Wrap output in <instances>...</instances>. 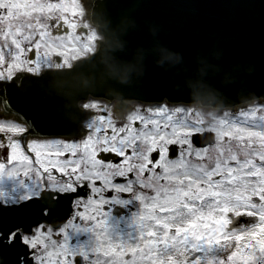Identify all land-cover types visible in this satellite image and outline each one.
Listing matches in <instances>:
<instances>
[{
    "label": "snow or ice",
    "instance_id": "1",
    "mask_svg": "<svg viewBox=\"0 0 264 264\" xmlns=\"http://www.w3.org/2000/svg\"><path fill=\"white\" fill-rule=\"evenodd\" d=\"M69 12L76 16L65 0H0V89L7 92L0 113V264H264L259 108L218 129L161 106L146 111L180 115L160 121L137 114L119 128L100 118L80 142L28 139L49 133L61 117L33 108L30 78L17 72L25 63L29 71L39 67L42 42L60 37L50 29L75 27ZM33 51L35 59H27ZM13 111L27 125L10 119ZM205 135L211 138L196 146L193 138ZM125 196L140 202L134 241L114 238L108 224V209L127 204ZM81 218L82 228L75 223ZM73 229L94 235L74 246ZM180 250L194 255L178 260Z\"/></svg>",
    "mask_w": 264,
    "mask_h": 264
},
{
    "label": "water",
    "instance_id": "2",
    "mask_svg": "<svg viewBox=\"0 0 264 264\" xmlns=\"http://www.w3.org/2000/svg\"><path fill=\"white\" fill-rule=\"evenodd\" d=\"M90 15L105 36L96 53L19 75L30 78L33 108L61 117L41 135L77 133L86 113L78 101L89 95L214 108L264 97V0H95ZM6 96L0 89L4 110Z\"/></svg>",
    "mask_w": 264,
    "mask_h": 264
},
{
    "label": "rangeland",
    "instance_id": "3",
    "mask_svg": "<svg viewBox=\"0 0 264 264\" xmlns=\"http://www.w3.org/2000/svg\"><path fill=\"white\" fill-rule=\"evenodd\" d=\"M53 2H60V0H53ZM65 2L68 4V9L76 13L75 17L72 16L71 12L66 13V15L69 16L70 23H75V27L71 28L70 26L64 25L62 23L58 29H50L53 35H58L60 37L46 38L42 42L41 59L39 61V67L32 68L31 71L38 72L43 68L53 66H68L76 58L89 54L90 52L94 51L97 47L98 40L101 38V36L97 34L96 30L92 27L89 22V0H65ZM84 28H87V31H85ZM57 56H59V60H57ZM26 58L29 60H34L35 52H28L26 54ZM23 68L24 70H29V64L25 63L23 65ZM97 102L100 101H95L92 104L95 105ZM165 104L166 109H178L182 113L183 117L186 118L190 123L196 122L198 125L205 128L218 129L221 125V122H226L227 120L226 115H228V110H216L212 108H205L196 104H169L167 102H165ZM257 108H259L261 112L264 113V102H254L250 105H245L241 109L244 113H247L254 112ZM137 114H139V111L132 112V114L128 117V120ZM150 114V116L149 114H144V116L149 119H157L160 121H164L167 115H173L174 117L180 115L172 111H168L163 114H157L155 113V111H153ZM188 254L189 253H185L183 250H180L177 255V259L182 261L186 255L189 256Z\"/></svg>",
    "mask_w": 264,
    "mask_h": 264
},
{
    "label": "flooded vegetation",
    "instance_id": "4",
    "mask_svg": "<svg viewBox=\"0 0 264 264\" xmlns=\"http://www.w3.org/2000/svg\"><path fill=\"white\" fill-rule=\"evenodd\" d=\"M7 58V56H6ZM37 72V71H33ZM134 109L131 108L130 111ZM128 116H124L122 119H127ZM10 119L17 120L15 117L10 116ZM98 120V119H97ZM21 122V121H19ZM96 122V121H95ZM112 124H114L117 128H119V119L117 120H111L110 121ZM23 123V122H21ZM91 120L87 122V126H85V133L89 134L90 130L88 129ZM122 123L127 124L129 123V120H126L125 122L122 121ZM134 124L138 125V122L134 121ZM33 139V138H31ZM27 151V149H25ZM50 151H54V149H50ZM31 154V153H30ZM3 158V153L0 152V159ZM124 198L128 199V203L124 205L120 204H113L108 211H109V216H108V224L110 226V231L111 234L114 238H118L121 240H129V241H134L138 237V232H139V225L135 222V214L139 211L140 209V202L136 200L134 197L131 196H125ZM70 216L75 217V210L72 209L69 213ZM250 223L252 222L249 218H243L240 223ZM75 223L78 225H81V228L83 227L84 223H87L86 221H83L81 219H76ZM237 226V225H233ZM94 234L89 230V231H83V230H77L73 229L71 231V241L74 246H79L82 244H87L91 237ZM189 256L194 255L192 253L188 254ZM3 257L0 256V260H2ZM55 259V257L53 258ZM125 260H130L131 259V254L127 253L124 256Z\"/></svg>",
    "mask_w": 264,
    "mask_h": 264
}]
</instances>
